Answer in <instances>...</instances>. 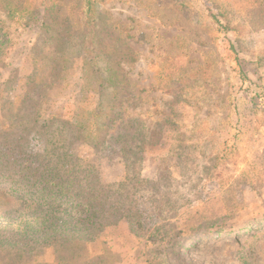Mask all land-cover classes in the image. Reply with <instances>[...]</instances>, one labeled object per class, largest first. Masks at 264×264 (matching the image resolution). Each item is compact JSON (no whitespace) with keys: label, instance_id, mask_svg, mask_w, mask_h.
I'll use <instances>...</instances> for the list:
<instances>
[{"label":"rangeland","instance_id":"1","mask_svg":"<svg viewBox=\"0 0 264 264\" xmlns=\"http://www.w3.org/2000/svg\"><path fill=\"white\" fill-rule=\"evenodd\" d=\"M51 2L36 5L44 9ZM81 3L56 0L47 17L39 12L37 19L8 18L0 7V187L17 197L28 190L23 175L39 174V165L65 171L64 121L54 126L59 139L22 131L24 146L12 151L5 134L11 101L25 94L22 84L35 70V57L50 55L47 37L57 22L78 46ZM98 4L102 29L113 40L123 38L137 60L123 64L131 98L119 107L124 117L107 141L70 146L83 165L93 166L118 210L112 219L119 220L89 242V254H104L99 264H264V28L251 25L246 0ZM81 64L74 55L53 85L30 91L33 99L46 98L38 126L55 115L65 120L96 107L99 95L81 92ZM25 106L31 110V101ZM16 122L27 126L23 116ZM123 122L136 133L130 145L147 142L138 152L142 161L130 169L116 139ZM25 155L40 163L30 161L26 170ZM123 181L126 187H119ZM41 187L37 182L30 189L40 195ZM33 215L22 201L0 196V232H21ZM35 236L24 237L35 244L29 249L35 261L61 264L55 248L36 245Z\"/></svg>","mask_w":264,"mask_h":264},{"label":"trees","instance_id":"2","mask_svg":"<svg viewBox=\"0 0 264 264\" xmlns=\"http://www.w3.org/2000/svg\"><path fill=\"white\" fill-rule=\"evenodd\" d=\"M44 9L36 5L37 0H0V7L7 11L8 18L16 15L29 14L37 19L39 12L41 18L47 17L50 4ZM84 18V31L80 36L78 46L73 48L72 36L69 31L61 33L60 22L53 21L59 27L49 35V45L53 46L50 55L35 57V70L24 79L22 88L25 94L15 97L11 101L12 116L9 118L5 140L11 137V142H5L10 150L23 148L24 144L19 139L25 137L22 131L32 133L40 131L59 139L54 129L60 121L65 122V171L62 168L46 163L40 167V173L28 171L23 175L27 179L25 186L27 191L24 196L17 197L16 192L5 191L0 187V196L7 199L22 201L27 209L35 214L32 219H26V225L19 233L6 234L0 232V264H41L35 261V257L29 254L31 240H26L27 235H36L34 242L47 244L55 248L56 258L61 264H99L97 259L104 254L92 256L88 251L90 241L96 239L108 226L118 219L112 216L118 211L114 203L109 199L110 192L102 184L99 175L93 166H85L84 163L70 151L73 141L79 140L99 147L110 137L109 131L113 125L123 119V112L119 111L124 102L131 96L126 93L127 81L123 71L124 63H132L137 60L136 52L123 38L112 39L102 29L100 7L98 0H81ZM245 3V2H244ZM246 14L250 17V23L256 28H264V2L260 0H246ZM46 22V20L44 21ZM49 27V26H47ZM78 56L81 61V92L87 94L97 93L99 101L93 109H82L69 119H61L52 116L38 126L42 116V109L46 98L44 96L33 99L29 96L34 88H48L55 83L57 77L65 73L70 66L73 56ZM244 76V73L240 71ZM108 90L109 94L104 96ZM83 95L85 99L86 96ZM31 101L32 109L26 111V102ZM24 114V115H23ZM27 120V126H18L16 120ZM132 125L129 122L122 123V132L117 134L120 140V150L125 157L127 169L141 162L140 152L147 142L130 145V140L136 139V133L130 134ZM61 133V132H60ZM62 134V133H61ZM27 135V134H26ZM143 136V134H142ZM142 136H139L143 138ZM18 137V138H17ZM50 137V136H49ZM8 151H4L7 155ZM25 153V151H21ZM32 154V153H30ZM138 155V156H137ZM35 155H25V169L31 167L30 161ZM4 163L5 161L2 160ZM129 162V163H128ZM40 163V162H39ZM83 163V164H82ZM9 163L6 162V165ZM84 167V168H83ZM33 176V177H31ZM9 177V175H8ZM34 180V181H33ZM42 185L41 194L33 192L30 187L34 183ZM123 181L119 187H126ZM38 215H37V214ZM35 222L37 226L31 225ZM40 234L39 237L37 235Z\"/></svg>","mask_w":264,"mask_h":264}]
</instances>
